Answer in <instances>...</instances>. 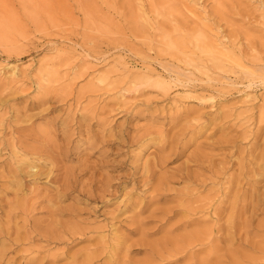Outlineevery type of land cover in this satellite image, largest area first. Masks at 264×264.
I'll return each instance as SVG.
<instances>
[{
	"label": "rangeland",
	"instance_id": "rangeland-1",
	"mask_svg": "<svg viewBox=\"0 0 264 264\" xmlns=\"http://www.w3.org/2000/svg\"><path fill=\"white\" fill-rule=\"evenodd\" d=\"M262 152L264 0H0V264H264Z\"/></svg>",
	"mask_w": 264,
	"mask_h": 264
},
{
	"label": "bare ground",
	"instance_id": "bare-ground-1",
	"mask_svg": "<svg viewBox=\"0 0 264 264\" xmlns=\"http://www.w3.org/2000/svg\"><path fill=\"white\" fill-rule=\"evenodd\" d=\"M260 157H261L262 161H264V152L260 153ZM256 166H257V168H261V167H264V164L258 165V163H257ZM31 168H33V167H31ZM215 173H217V171ZM234 226L236 227L235 223H234ZM230 228H233V226H230Z\"/></svg>",
	"mask_w": 264,
	"mask_h": 264
}]
</instances>
